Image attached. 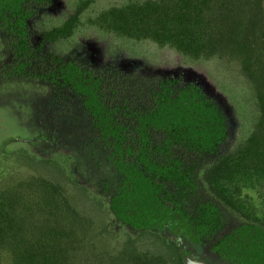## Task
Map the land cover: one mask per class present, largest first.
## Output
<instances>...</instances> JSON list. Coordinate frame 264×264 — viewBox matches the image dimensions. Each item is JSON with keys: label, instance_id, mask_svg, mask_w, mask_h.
I'll list each match as a JSON object with an SVG mask.
<instances>
[{"label": "rangeland", "instance_id": "rangeland-1", "mask_svg": "<svg viewBox=\"0 0 264 264\" xmlns=\"http://www.w3.org/2000/svg\"><path fill=\"white\" fill-rule=\"evenodd\" d=\"M130 1L49 0L30 21L33 44L41 48L36 57L112 71L116 105L139 106L159 81L200 86L224 112L228 139L214 155L191 157L199 195L189 205L215 200L204 174L219 154L254 131L260 116L255 84L238 53L194 59L95 23L102 12ZM73 18L69 35L41 43L45 31ZM8 44L0 31V264H186L182 249L209 264H231L213 250V241L196 244L118 220L111 201L120 177L80 98L60 84L6 75L13 59ZM241 207L242 212L221 207V233L243 220H264V190L244 189Z\"/></svg>", "mask_w": 264, "mask_h": 264}, {"label": "trees", "instance_id": "trees-1", "mask_svg": "<svg viewBox=\"0 0 264 264\" xmlns=\"http://www.w3.org/2000/svg\"><path fill=\"white\" fill-rule=\"evenodd\" d=\"M49 0H0V29L13 51L5 74L60 82L80 98L96 137L109 150L120 184L111 201L118 220L138 230L169 231L213 250L231 264H264V220L241 221L221 233V207L242 212L244 189L264 190V7L261 0H131L102 12V29L150 39L194 59L238 53L255 84L260 116L254 131L219 154L203 182L215 200L195 201V155H214L228 139L226 116L197 84L159 81L139 106L109 100L102 74L79 61L36 58L29 20ZM75 19L43 34L65 38ZM245 22V24H244ZM50 62V63H49ZM115 92V91H112Z\"/></svg>", "mask_w": 264, "mask_h": 264}, {"label": "flooded vegetation", "instance_id": "flooded-vegetation-1", "mask_svg": "<svg viewBox=\"0 0 264 264\" xmlns=\"http://www.w3.org/2000/svg\"><path fill=\"white\" fill-rule=\"evenodd\" d=\"M41 8H45V7H39L38 8V11L41 9ZM33 18H35V17H33ZM32 18V19H33ZM31 19V20H32ZM31 20H29V28H30V33H31V42H32V46L36 49V54H38L39 52H40V49L41 48H39V47H37V46H35L34 44H33V35H32V31H31V26H30V21ZM0 31H2V29H0ZM2 33L4 34V32L2 31ZM5 35V34H4ZM41 38H42V40H41V43H45L46 41H44V38H43V35H41ZM10 51H11V54L13 55V51H12V49L10 48ZM53 57V56H52ZM51 57L50 56H48V57H46V59H45V62H46V64L48 63L46 60H49ZM64 59V58H63ZM13 60V59H12ZM65 60H67V61H69V60H71V59H65ZM77 61V60H76ZM38 62V58L36 57L35 59H33V63L35 64V63H37ZM50 63V62H49ZM81 63V62H80ZM82 64V63H81ZM82 65H84V64H82ZM87 69H91V68H89V67H87L86 65H84ZM91 70H93V69H91ZM94 71V70H93ZM96 72V71H95ZM96 73H99V74H102V84H104V85H106L107 87L108 86H111V89H110V91H109V100H111V94H110V92H112V91H115V92H117V90H116V88L114 87V81H113V79H115L116 77H114L113 75V73H112V71H110L108 74H106V72H104V73H102V72H96ZM23 79H27V78H23ZM34 81V80H33ZM38 81H47V80H38ZM166 81V80H165ZM48 82H51V81H48ZM51 83H53V84H60V82H57V83H54V82H51ZM158 85V83H156V85H155V87ZM154 87V88H155ZM66 91H68V92H70V90H68L67 88L65 89ZM73 94V93H72ZM147 94H145V96H146ZM145 96L143 97V99L145 98ZM83 106V105H82ZM84 108V107H83ZM88 119H89V117H88ZM100 143H101V145H102V147H103V150H105L106 151V154H107V157L109 158V150H108V148L106 147V145L104 144V142L100 139ZM110 159V158H109ZM113 165V164H112ZM181 253H182V257H183V259H184V256H191L192 258H195L193 255H191L190 253H187L186 251H184L183 249L181 250ZM196 260H198L197 258H195ZM199 260H202V261H204L205 263H207L205 260H203V259H199ZM185 261V260H184ZM207 264H209V263H207Z\"/></svg>", "mask_w": 264, "mask_h": 264}, {"label": "water", "instance_id": "water-1", "mask_svg": "<svg viewBox=\"0 0 264 264\" xmlns=\"http://www.w3.org/2000/svg\"><path fill=\"white\" fill-rule=\"evenodd\" d=\"M184 260L186 264H207L202 260H196L195 258H192L191 256H184Z\"/></svg>", "mask_w": 264, "mask_h": 264}]
</instances>
